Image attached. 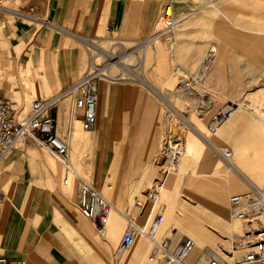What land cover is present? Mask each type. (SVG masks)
I'll use <instances>...</instances> for the list:
<instances>
[{
  "label": "crops",
  "instance_id": "obj_1",
  "mask_svg": "<svg viewBox=\"0 0 264 264\" xmlns=\"http://www.w3.org/2000/svg\"><path fill=\"white\" fill-rule=\"evenodd\" d=\"M0 3H7L10 7H1L8 11L29 13L37 19L22 21L42 26L35 30L24 22H12L16 37L26 43L29 69L39 81L30 80L28 84L48 94L47 99L59 96L84 74L87 60L81 53L80 43L71 34L117 46L150 43L160 23L162 6L160 0H0ZM174 7L179 30L172 32L170 39L158 38L165 39L166 47L170 42L173 65L176 63L179 67L177 61L188 65L199 58L206 41H213L212 44L221 48L223 65L228 68L233 63L232 53L246 60L264 61V0H181ZM1 21L11 32L8 18ZM169 58L162 53L166 68ZM120 80L98 82L97 124L89 132L93 138L92 152L101 153L99 163L105 157V168L117 169L118 190L114 195L124 193L126 183H138L146 167L158 162L163 141L159 120L161 102L156 92H149L138 82ZM65 100L58 102L59 125ZM9 158L7 155L0 164V178L11 165ZM107 171L99 174V178L106 177ZM107 186L112 189L111 185ZM36 198L31 207L24 205L28 222L37 225L36 234L30 240L25 232L19 234L21 241L19 236H4L20 228L18 221L10 219L17 212L14 208L21 204L17 201L9 207L0 202V258L23 260L25 264H103L107 261L110 250L98 242L91 222L84 219L87 224L79 213L61 203ZM29 226L25 229L32 228ZM23 229L22 225L20 230ZM20 244L25 250L18 248Z\"/></svg>",
  "mask_w": 264,
  "mask_h": 264
},
{
  "label": "rangeland",
  "instance_id": "obj_2",
  "mask_svg": "<svg viewBox=\"0 0 264 264\" xmlns=\"http://www.w3.org/2000/svg\"><path fill=\"white\" fill-rule=\"evenodd\" d=\"M166 1L167 0H160V5L165 4ZM0 6L10 7L7 3H0ZM5 17L10 21L8 27L12 30L11 32L4 27L1 21V19H5ZM21 19L25 20L23 18ZM21 19L18 20L9 13L4 14L0 12V97L9 100L19 121L23 120L29 114V106L32 100L47 99L48 96V94L41 93L38 90L36 91L31 84H28L30 80L39 81L38 78H34L32 75L34 72L32 70L30 71L31 68L29 69L26 43L22 39L16 37L12 22H24L29 26H33L35 30L40 29L42 26H39L38 23L31 24ZM157 27V31L162 29L160 23ZM179 27L180 23L178 25V28ZM100 41L102 43L97 42L98 46L112 54L116 60L123 59L122 56L126 55L125 63L129 65L130 68L128 70L130 71L120 73L121 76L118 75L122 79L120 81L133 83L132 81L140 82V79L148 80L154 85L149 87L153 88L163 100L161 103L162 105L160 104L159 117L163 127V141L159 151L160 153L157 156L158 162H154L152 165L146 167L138 183H126L125 192L119 195H114L116 186L114 184V178L110 179L108 175L101 179L97 177L98 169H96V160L93 159V161L91 159L90 151L88 152L86 149L78 151L79 154H76L74 158L75 154L72 152V139L70 138L72 137V129L73 133L78 137H83L90 133L82 131L79 122H74L71 129H68V112L70 106L69 101L65 100L64 115L62 116V120H60L61 126L59 125L58 127L59 132L69 138L71 165L75 168V171L77 170V175L81 176L86 182L99 190L105 198L111 202L115 209V211L112 210L110 213V220L106 228L107 235L109 231L117 230L118 235L114 242L111 243L108 236L105 240H102L98 234L95 233L97 234L98 242L102 244L103 247L110 250L109 258L107 261L104 260L103 264H119L118 262L123 257L132 253V248L123 252V254H118L115 249L123 232L129 226L128 220L139 227L146 222L150 223L156 214H160L163 217L160 227H164V232L161 231V234L159 233L160 235L158 234L155 236L157 242H161L166 235L168 239L170 235L176 233L178 235L169 239L170 248L173 249V247L179 243L181 236L191 239L193 247H196L201 254L195 264H207L206 262L209 258H222L226 262L233 264V260L238 259L242 255V252L236 251L232 254V259H229L225 256L226 253H224V249L228 248L230 250L229 243L235 241V239L239 240V237H247L249 229L245 226L244 222L238 220L234 221L230 217L228 200L229 197L233 196L235 193L233 194L229 191V180L227 179V175L232 177V180L238 182L245 189L243 193L248 192L250 188L264 190V182L255 183V181H252L254 184L247 181L243 182L238 175L228 170L230 167L228 166L229 162L224 163L222 160L216 158L212 151L209 150L205 141L192 128L195 126L200 135H203L216 147L231 151L233 157L232 150L226 143L220 141L218 134L216 135L217 132L215 135L209 134L206 128L209 124L210 116L218 108L225 104L232 103L236 105L235 109L237 108L240 112H244L245 115L251 117L254 121L259 122V120L253 117L249 110L242 107V103L248 104L245 102V96L248 92L258 88L264 89V61L261 63L249 59L246 60L237 53H232L234 71L229 70L228 66L223 65L219 77V82L223 83L225 87L220 85L218 87L215 85L214 87L210 85L211 66L207 75V89L208 93L212 96L213 104L209 105V110L194 113L193 109L194 106L198 104L197 100L188 97L186 94H182L178 90L177 81L179 77H182L183 70L190 74H196L199 71L198 69L204 59L205 50L208 47H214V44H212L213 41H206L205 46L199 52V58L193 60L191 63L189 62L188 65L182 63V61H177L179 67H177L176 63L173 65L170 55L171 44L168 42L169 44L166 47L164 42L165 39H158L157 37L156 40H152L150 43H121L118 46L105 43L106 41L103 40ZM156 46H159L158 52ZM174 48L173 46V51ZM163 52L170 56L167 68L165 61L161 59ZM81 53L83 54L82 50ZM83 55L86 57L85 54ZM96 62L102 63L100 60ZM233 74L237 77L238 86H240L239 89H235L231 84V77ZM114 77L116 78L117 76ZM227 77H230V79L226 80L225 78ZM108 80L114 81L115 79L108 78ZM164 101H166L167 104ZM262 101L264 107V96ZM176 111L178 115L180 114L179 116L173 113ZM227 120L222 125H224ZM179 126L181 127L179 128ZM262 127H264L263 124ZM178 128L180 131L177 130ZM67 130L70 131L69 134H67ZM243 132L244 131H239V134ZM169 133L172 135L173 139L176 135L177 137L180 136V141L182 142L180 157L176 161L173 169L168 168V164L163 165L167 160V158H165L164 143L169 139ZM243 134L249 136L247 131ZM189 137L194 138L192 149L190 150L191 152L187 150V140ZM91 153L92 155H97L95 151L92 152L91 150ZM8 156L10 157L11 165L8 170L3 171L0 178V192L2 193V195H0V202L3 203L4 206L7 205L9 207L15 202L17 203V201L18 204H21L14 208L17 212H13L12 214L14 216L11 215L10 219L18 221L20 228L13 229L10 233H5L4 236L9 237L13 235L15 238L19 236L20 241L22 236L19 234L22 232H25L28 236V240L31 239V236H35V228L37 225L35 226L31 222H28L26 218L27 215L24 213V205L27 204L31 207V202L34 201L36 197H38V199L36 198L37 201L49 202L52 200L56 203H61L65 207L67 206L71 211H75L80 215L77 202L78 187L76 186L74 176H68V185L63 186L62 178L64 170L61 164L48 154L46 149L24 138V140L17 142ZM232 157L231 159H233ZM209 160L220 166V169H217V171L220 170L221 174L216 176L211 174L213 170L206 166ZM255 160L262 161V158L255 156ZM260 167L264 170V166ZM258 169L259 168L252 170L258 171ZM207 173L210 174L211 177H214L207 178L209 177ZM162 175L168 176V178L172 177L176 183L173 187L172 197L168 199L171 211H167L166 206L161 202L159 196V201L154 206L150 203L148 204L147 207L152 210V214L147 220V218H145L147 216H142L141 210L144 203L148 201L147 192L149 188V191H151L155 186V181H161ZM202 179H206L205 185L200 183ZM107 185H111L112 189L108 190ZM195 185L196 188H192ZM202 186L204 188H202ZM212 190L217 192L221 191V199L224 200L216 204L209 196ZM166 212L170 215H167ZM80 218L85 221L84 218ZM166 220H168V222H166ZM85 222L89 224L87 221ZM28 224L32 226L29 230L25 229ZM22 225L24 229L20 230ZM251 231L252 230H250V232ZM248 238L250 239L249 236ZM140 243L148 245V241L142 236L136 238L135 245ZM18 248L20 250H25V246L21 244ZM146 256L148 257V253H145L139 264H148ZM184 264L188 263L184 262Z\"/></svg>",
  "mask_w": 264,
  "mask_h": 264
},
{
  "label": "built area",
  "instance_id": "obj_3",
  "mask_svg": "<svg viewBox=\"0 0 264 264\" xmlns=\"http://www.w3.org/2000/svg\"><path fill=\"white\" fill-rule=\"evenodd\" d=\"M179 1L181 0H167L166 4L160 6L158 17L160 23L163 24V29L156 34L158 37L171 38L172 31L178 24L175 18L174 6ZM14 13L19 17L37 20L29 13L16 11ZM44 24L46 23L44 22ZM71 36L80 43L83 53L87 57V65L81 78L55 98L32 102L30 113L21 121L16 118L15 110L11 107V103L0 99V163L14 149L17 142L24 140V138L31 140L39 147L45 148L52 158L59 161L66 174H74L76 186L78 187L77 202L80 215L91 222L99 237L105 240L107 238L106 224L108 216L113 210V205L99 190L72 170L69 163V138L59 132L57 119L59 111L58 101L63 98L69 101L70 106L68 129H71L72 124L76 121L80 123L83 131L94 130L97 124V84L103 79H112L104 71L115 58L98 46L97 42L99 43V40L85 39L74 34H71ZM205 54L199 73L197 75H187L181 78L177 84L178 90L182 94L197 100L198 104L194 106V113L209 110V105L213 104L212 96L206 90L204 81L209 71L208 69H210L215 59V53L213 48L209 47ZM100 57L104 61L101 64H96V60ZM157 100L159 102L158 98ZM235 107L236 105L232 103L218 108L210 116L207 126L208 133L214 135L222 122L232 114ZM173 113L179 116L177 111ZM179 128L177 129L178 131H180ZM69 132L67 130V134ZM169 135V139L164 143L165 158H167L165 163L172 162L175 164L180 157L182 142L180 141V136H178L177 140H174L170 133ZM200 137L205 141L216 158L224 163L230 161L232 154L229 150L213 146L203 135ZM63 180L64 184H66L67 178L64 177ZM228 209L231 219L244 222L249 231L247 232V237H239V240L235 239V241L229 243L230 250L228 248L224 249V253L232 257V254L236 251L242 252L238 259L233 260V264H264V190L250 188L246 193L229 197ZM162 220L163 217L160 214H156L150 223L146 222L139 227L130 222L116 244L117 253L123 254V252L130 250L139 236L152 241L156 229ZM250 230L252 231L250 232ZM152 247L153 250L147 257L148 264H184L186 257L194 248L193 242L189 238L183 239L177 249L170 250L168 240L161 241V243L155 241ZM206 263L230 264L222 258H209ZM0 264H25V262L23 260L7 261L0 258Z\"/></svg>",
  "mask_w": 264,
  "mask_h": 264
},
{
  "label": "bare ground",
  "instance_id": "obj_4",
  "mask_svg": "<svg viewBox=\"0 0 264 264\" xmlns=\"http://www.w3.org/2000/svg\"><path fill=\"white\" fill-rule=\"evenodd\" d=\"M166 3H167V1L165 2V4ZM174 11H175V9H174ZM0 12L9 13L10 15L16 16L18 19H21V18L27 19V20L31 19V18H28V17H19L16 14H14V12L8 11L7 9H4L1 6H0ZM175 18H176V16H175ZM176 20H177L178 24L173 29L172 32H174L175 30L178 31L179 28H180V27L178 28L179 21H178V19H176ZM33 21H37V20H33ZM42 25H45L44 21H43ZM161 25L163 26V24H161ZM157 30H158V27H156L155 36H153V38L151 40H156L157 39L158 36L156 34H158L160 32V30L159 31H157ZM158 38H163V37H158ZM100 43H102V42L100 41ZM110 44L116 45V44H114L112 42ZM210 48H213L214 53L216 52V54H217V55L215 54V59L213 60V64H212V68H211L212 72H210V85L214 86V87H215V85H217V87L219 85L225 87L223 83L219 82L220 81L219 77H220V73L222 72V69H223V61H224L223 57H222V54H221L222 50L216 44H214V47H210ZM206 50H205V52H206ZM205 55H204V58H205ZM125 56L126 55H123L122 56L123 59H118V60H116V58L114 57L115 58V59L113 58L114 61L111 62L107 66L106 71H104V73L107 76H110L112 79H115V80L121 79V77H119V76H121L120 73H124V72L130 71V70H128L130 68L129 65H127V63H125ZM98 60H100L102 62L104 61L101 57L98 58L96 61H98ZM202 63H203V61H202ZM202 63L200 65V67L202 66ZM96 64H101V62L100 63L96 62ZM200 67H199V69H200ZM233 68H234V64L231 63V65L229 66V70L234 71ZM199 71L196 74H190L187 71L183 70L182 71V77H179L178 81L181 78H183V77H185L187 75H197L199 73ZM207 75H208V73H207ZM207 75H206V78H205V81H204V86H205L206 90L208 91V89H207V87H208L207 86ZM114 76H117L118 78L117 77L115 78ZM104 80H106V79L101 80V82L104 81ZM109 81H111V80H109ZM132 82L135 83L137 81H135V82L132 81ZM138 83L141 84L144 88H146L149 92H152L153 94L155 93L154 92L155 90L153 88H150L151 85H153V84L150 83L148 80L146 81L145 79H140V82L138 81ZM231 84H232V86L235 87V89H239L240 88V86H238L237 77L234 74L232 75ZM214 87H212V88H214ZM155 95H157L156 97L162 103L163 100L160 98V96L157 93ZM263 96H264V89L263 88H258L256 90L250 91V92H248L246 94L245 102H247L248 104H243L242 103V107L244 109H246V110H249L251 112V114L253 115V117L255 119L259 120V122L254 121L251 117L245 115L244 112H240L236 108L232 112V114L228 117L229 119L228 118H227L228 120L226 119L227 122L224 125H222L226 121V120H224L222 122V124H221L222 126L220 125L218 127L219 130L217 129V131H216L217 132L216 135L218 134V136L220 138V141H223L224 143H226L230 147V149L232 150V153H233V157H232L233 159H230V161H229L230 163H229L228 166H230V167H229L228 170L230 172H232L233 174L238 175L243 180V182L244 181L251 182V183H253L252 181H255V183H263L264 182V170L261 169V167H260V166H264V127H262V124L264 125V107L262 105ZM0 99H2V98H0ZM50 99L51 98L44 99V100H50ZM44 100H41V101H44ZM32 102H34V101H32ZM32 102L30 103V106H29L30 107V111H31V108H32L31 107ZM164 102L167 104L166 101H164ZM165 103H164V106L166 107ZM80 128H81V126H80ZM192 129H194V131H196L197 134L200 135V133L197 131L195 126H193ZM206 131H207V128H206ZM239 131H244V132L247 131L249 136H247V134L246 135L243 134L244 132L242 134H239ZM84 132H86V131H84ZM88 132H90V131H88ZM176 137H177V135H176ZM176 137L174 138V140H177L178 137L177 138ZM70 138L72 139L71 148H72V152H74V154H75L74 158L76 157V154H79L78 150L80 148H84V149L88 150V152L92 150L93 138L91 136L86 134V136L84 135L83 137H78L75 133H73V129H72V137H70ZM193 139H194L193 137H189L188 140H187V150L189 152H191L190 150L192 149ZM213 146H215V145H213ZM90 154H91L92 160L93 159L96 160V164H97L96 165L97 166L96 169H98L97 170V177H99V174L105 173V171L108 170L107 171V173H108L107 175L110 176L109 177L110 179L114 178V184L116 185L115 175H116L117 169L115 167H112V168H109V169L105 168V164H106L105 157L103 158L102 163H99V159L101 157V153L96 152V154H97L96 156L92 155V153H90ZM255 156H258L259 158H262V161L261 160H259V161L255 160ZM5 159L2 162H4ZM169 160H171V159H169ZM56 161H58V160H56ZM69 163L71 165L70 155H69ZM165 164L166 163H164L163 165H165ZM167 164H168V168H172V169L174 168L175 164H173L172 162L171 163L167 162ZM206 166L210 167L213 170L211 172V174H213L214 176L221 174L220 170L217 171V169H220V166L218 164H216L215 162L209 160L208 165H206ZM71 167H72V165H71ZM73 168L74 167H72V170H74V173H76L77 170L75 171V168L74 169ZM257 168H259L258 171L252 170V169H257ZM68 174H66L65 171H64V175H63V178H62V185L63 186H67L68 185V182H69L68 181V176H74L73 173H68ZM207 175H209V177H207V178L214 177V176L211 177L210 174H208V173H207ZM64 177L67 178V183L66 184H64V180H63ZM227 179L229 180L228 186H229V191L231 193H233V194L235 193L234 195L243 194L245 189L238 182H236L235 180H232V177H229V175H227ZM205 182H206V179L205 180L202 179L200 181V183H203L204 185L206 184ZM154 184L156 186H155V188L153 187L151 189V192L149 191L150 190V188H149V190L147 192V194H148L147 195V200L148 201L144 203L143 208L141 210L142 216H147V217H145V218H147V220L151 217V214H152V210H150L147 206H148L149 203L154 206L159 201L158 200L159 196L161 198L160 199L161 202L164 204V206H166L167 211L168 212L171 211V209H170L171 206H170V204L168 202V199H170V197H172L173 187L176 185L175 180L172 177L168 178V176H165V175H162L161 181L157 182V180H156ZM192 188H196V185L193 186ZM202 188H204V187L202 186ZM107 189L109 190V189H111V187L107 186ZM116 190H118V186L117 185L115 186L114 192H116ZM149 192H150V194H149ZM221 194H222L221 191L217 192L215 190H212L211 194L209 193V196H210V199H213V201L216 204H218V202H221V201L224 200V199H221ZM113 211H115V210H113ZM168 212H166V214L170 215ZM110 215L111 214H109V216H108L109 218L107 220L106 228H107L108 222L110 220ZM166 222H168V220H166ZM161 224H162V222L158 225V227L156 229L155 236H157L159 233L161 234V231L164 232V227L163 226L160 227ZM117 235H118L117 230H111V231L108 232L107 236L109 237L110 242L113 243L114 240L116 239ZM176 235H178V234L174 233L173 235H170V238H168V239H171V237H174ZM155 236L152 239V241L147 240L149 245H145V244L140 243L139 247H137V245H135V243H134L135 246L133 245L131 247L133 249L132 253L126 255L125 257H123L118 263L119 264H139L141 259H143L145 253L149 254V253L152 252V250H153L152 245L155 244V241H156L155 240ZM168 239H167V235H166V237L162 241L168 240ZM183 239H186V238H183L181 236V240L179 241V243L176 246L173 247V249L174 248L177 249V247H179V244H180V242ZM110 242H108V243H110ZM158 243H161V242H158ZM169 248H170V243H169ZM170 250H171V248H170ZM200 255H201L200 251L196 247H194L192 249V251L190 252V254L188 255V257H186L185 263L195 264V262L198 261V259L200 258ZM225 256H227L229 259H232L231 255L230 256L229 255H225Z\"/></svg>",
  "mask_w": 264,
  "mask_h": 264
}]
</instances>
